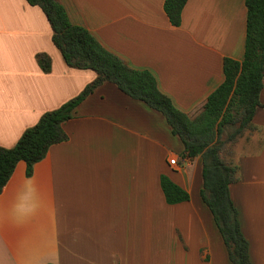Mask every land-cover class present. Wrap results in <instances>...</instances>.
I'll list each match as a JSON object with an SVG mask.
<instances>
[{
  "label": "crops",
  "instance_id": "obj_1",
  "mask_svg": "<svg viewBox=\"0 0 264 264\" xmlns=\"http://www.w3.org/2000/svg\"><path fill=\"white\" fill-rule=\"evenodd\" d=\"M59 1L107 49L151 71L191 117L224 81V59L244 58L246 0H188L180 26L165 0ZM39 54L48 55L50 71ZM96 77L68 65L40 6L0 0L1 147H14ZM252 123L256 138L238 155L230 194L251 262L264 264V106ZM63 129L68 139L53 144L31 175L20 160L0 193V264H233L201 196L202 158L183 155L163 113L106 81ZM163 174L190 199L169 204Z\"/></svg>",
  "mask_w": 264,
  "mask_h": 264
},
{
  "label": "trees",
  "instance_id": "obj_2",
  "mask_svg": "<svg viewBox=\"0 0 264 264\" xmlns=\"http://www.w3.org/2000/svg\"><path fill=\"white\" fill-rule=\"evenodd\" d=\"M40 6L51 23L53 41L68 65L92 69L95 80L74 98L60 107L45 112L39 121L25 130L14 147L0 146V193L20 160L26 162L31 175L36 162L43 159L53 144L68 139L63 123L75 115L77 106L98 86L106 81L150 108L163 113L171 131L183 145L185 157L202 158L203 187L201 196L213 213L233 264H252L249 241L241 230L238 209L231 194L230 184L238 179L239 166L228 163L222 150L247 128H253V117L264 88V0H246L247 31L243 60L224 59V81L208 96L203 110L195 117L177 108L163 93L155 75L146 69L131 67L124 59L107 49L85 26L73 23L66 7L59 0H27ZM188 0H165L164 9L170 22L180 26L182 12ZM45 71H50L48 55L39 54ZM226 139L222 135L231 130ZM166 201L176 204L190 199V193L161 176ZM54 264V263H46Z\"/></svg>",
  "mask_w": 264,
  "mask_h": 264
},
{
  "label": "rangeland",
  "instance_id": "obj_3",
  "mask_svg": "<svg viewBox=\"0 0 264 264\" xmlns=\"http://www.w3.org/2000/svg\"><path fill=\"white\" fill-rule=\"evenodd\" d=\"M230 131H232V129L225 131V133L222 135V139H226L227 134ZM256 133L257 132L255 128H247L234 141L228 142L222 150V156L224 160H226L228 163L236 165L239 153L248 147L250 148V144L253 142L251 140L256 138Z\"/></svg>",
  "mask_w": 264,
  "mask_h": 264
},
{
  "label": "built area",
  "instance_id": "obj_4",
  "mask_svg": "<svg viewBox=\"0 0 264 264\" xmlns=\"http://www.w3.org/2000/svg\"><path fill=\"white\" fill-rule=\"evenodd\" d=\"M176 162H177V158H176V157H174V158H172V159L170 160V163H171V164H176Z\"/></svg>",
  "mask_w": 264,
  "mask_h": 264
}]
</instances>
